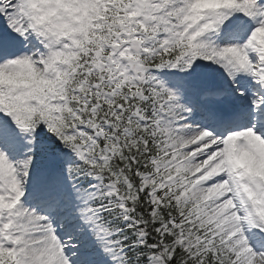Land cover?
<instances>
[{"label": "snow or ice", "instance_id": "1", "mask_svg": "<svg viewBox=\"0 0 264 264\" xmlns=\"http://www.w3.org/2000/svg\"><path fill=\"white\" fill-rule=\"evenodd\" d=\"M0 264H264V0H0Z\"/></svg>", "mask_w": 264, "mask_h": 264}]
</instances>
